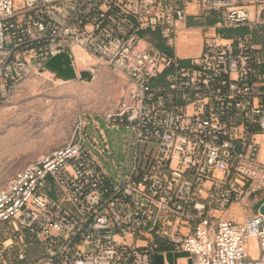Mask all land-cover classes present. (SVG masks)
I'll return each instance as SVG.
<instances>
[{
    "label": "built area",
    "instance_id": "2783aa9c",
    "mask_svg": "<svg viewBox=\"0 0 264 264\" xmlns=\"http://www.w3.org/2000/svg\"><path fill=\"white\" fill-rule=\"evenodd\" d=\"M190 19L202 49L183 57ZM63 53L122 80L104 122L130 161L107 168L91 120L6 182L0 164V264H264V0H0V106Z\"/></svg>",
    "mask_w": 264,
    "mask_h": 264
},
{
    "label": "rangeland",
    "instance_id": "374dc122",
    "mask_svg": "<svg viewBox=\"0 0 264 264\" xmlns=\"http://www.w3.org/2000/svg\"><path fill=\"white\" fill-rule=\"evenodd\" d=\"M190 13H199L196 4L190 6ZM213 23L208 22L210 25ZM190 24L196 30L183 35V43L191 44L190 48H183V57L198 56L202 49L203 24L192 19ZM157 40L162 43L160 38ZM189 52L192 54H187ZM91 64L95 66L91 82L79 79L63 81L57 73L48 71L28 79L14 103L0 106V164L3 182L26 166L65 146L72 138L74 125L79 121L95 120L101 124L112 156L106 166L112 173L117 172L113 161L122 171L128 166L130 159L124 155V140L129 132L108 130L104 122V117L114 113L118 107L122 80L95 60H91ZM260 207H253L252 211L256 213ZM244 211L235 206L225 217L245 219Z\"/></svg>",
    "mask_w": 264,
    "mask_h": 264
},
{
    "label": "water",
    "instance_id": "95a60500",
    "mask_svg": "<svg viewBox=\"0 0 264 264\" xmlns=\"http://www.w3.org/2000/svg\"><path fill=\"white\" fill-rule=\"evenodd\" d=\"M48 68L64 80L79 79L82 82H91L93 80V74L90 72H82L80 73V77L77 76L73 63L67 53L52 58L48 64ZM259 211L264 215V204L259 208Z\"/></svg>",
    "mask_w": 264,
    "mask_h": 264
},
{
    "label": "crops",
    "instance_id": "0c3cea01",
    "mask_svg": "<svg viewBox=\"0 0 264 264\" xmlns=\"http://www.w3.org/2000/svg\"><path fill=\"white\" fill-rule=\"evenodd\" d=\"M155 38H159L158 36H155ZM161 43V42H159ZM164 43H161V46H163ZM184 46V47H183ZM191 44L186 42L183 43V40H181V44L179 46V53L183 54V48H190ZM189 54H192L189 52ZM264 157V154L262 155ZM244 217H248V214L243 212ZM231 217V216H230ZM154 264H192V259L190 256H188L185 253L181 252H175L171 249L162 248L158 252L155 253L154 256Z\"/></svg>",
    "mask_w": 264,
    "mask_h": 264
},
{
    "label": "bare ground",
    "instance_id": "6f19581e",
    "mask_svg": "<svg viewBox=\"0 0 264 264\" xmlns=\"http://www.w3.org/2000/svg\"><path fill=\"white\" fill-rule=\"evenodd\" d=\"M61 79H62V78H61ZM62 80H63V81H71V80H64V79H62ZM238 219H240V221H241V220H243L244 218H243V219H241V218H238Z\"/></svg>",
    "mask_w": 264,
    "mask_h": 264
},
{
    "label": "trees",
    "instance_id": "16d2710c",
    "mask_svg": "<svg viewBox=\"0 0 264 264\" xmlns=\"http://www.w3.org/2000/svg\"><path fill=\"white\" fill-rule=\"evenodd\" d=\"M189 25H191V24L189 23Z\"/></svg>",
    "mask_w": 264,
    "mask_h": 264
}]
</instances>
